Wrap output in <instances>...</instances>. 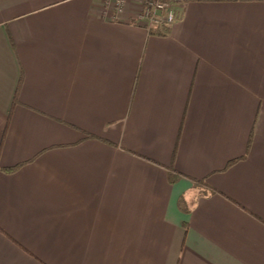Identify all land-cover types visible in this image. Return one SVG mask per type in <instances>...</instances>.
Wrapping results in <instances>:
<instances>
[{"label":"crops","instance_id":"0c3cea01","mask_svg":"<svg viewBox=\"0 0 264 264\" xmlns=\"http://www.w3.org/2000/svg\"><path fill=\"white\" fill-rule=\"evenodd\" d=\"M180 1L0 0V264H264V0Z\"/></svg>","mask_w":264,"mask_h":264},{"label":"built area","instance_id":"2783aa9c","mask_svg":"<svg viewBox=\"0 0 264 264\" xmlns=\"http://www.w3.org/2000/svg\"><path fill=\"white\" fill-rule=\"evenodd\" d=\"M138 11L134 19L137 23L153 31L171 25L176 17L180 0H134ZM127 0H114V7L118 15L123 14Z\"/></svg>","mask_w":264,"mask_h":264},{"label":"trees","instance_id":"16d2710c","mask_svg":"<svg viewBox=\"0 0 264 264\" xmlns=\"http://www.w3.org/2000/svg\"><path fill=\"white\" fill-rule=\"evenodd\" d=\"M234 161V160H233Z\"/></svg>","mask_w":264,"mask_h":264}]
</instances>
